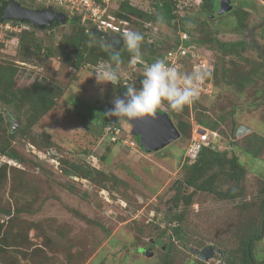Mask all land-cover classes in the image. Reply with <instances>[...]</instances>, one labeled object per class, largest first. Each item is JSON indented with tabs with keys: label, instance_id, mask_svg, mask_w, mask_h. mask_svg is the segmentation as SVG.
<instances>
[{
	"label": "rangeland",
	"instance_id": "374dc122",
	"mask_svg": "<svg viewBox=\"0 0 264 264\" xmlns=\"http://www.w3.org/2000/svg\"><path fill=\"white\" fill-rule=\"evenodd\" d=\"M130 1L152 10L149 0ZM212 1V16L207 20L204 14L197 13V7H182L169 25L143 23L142 30L141 24H131V30L148 34L145 41L151 48L155 44L158 51H164L177 40L175 28L180 25L179 18L197 17L202 25L196 21L190 26L185 23L197 40L210 34L224 42L245 40L249 45L237 54L222 55L214 45L198 44L195 61H183L182 72H191L192 66L211 70L216 66V77L204 80L211 83L212 90L209 94L198 93L197 99L185 105L188 114L183 107L180 111L172 110L175 115L171 118L175 126L178 118L191 123L198 114L209 116L212 123L218 121L217 129L212 130L217 133L213 142L218 150L226 151V158L236 156L239 178L231 176L228 163L215 164L209 171L215 172L212 186L219 191L236 190L239 196L222 199L214 193L184 188L182 182L174 183L182 181L185 175L184 154L191 129H185L155 152H146L139 143L129 147L123 141L108 142L100 128L105 118L98 112L117 96L120 87L139 83L141 68L131 60L124 62L115 67L120 75L116 85L98 84L93 72L109 65L106 61L101 60L94 70L85 66L75 70L59 56L44 55L71 32L69 24L35 29L41 51L34 49L27 54L20 43L7 46L0 53V64L16 66L18 85L37 78L56 84L61 94L55 105L26 129L24 136L12 141L24 163L0 155V165L7 164L0 182V208L29 211L12 216L8 264H163L165 255L169 264H216L218 260L231 264L228 258L239 264L249 225L263 218L260 202L264 199V143L255 155L245 153L243 148L246 136L252 132L264 138V0H231L234 7L246 12V27L239 32L231 31L235 15L229 10L218 14L221 0ZM47 6L64 10L68 16L76 14L66 4ZM141 54L144 60L142 57L147 54ZM230 73L232 81L227 77ZM246 75L250 80L240 88L238 80ZM158 109L171 111L167 102ZM0 110L8 120L6 112L11 111L10 107L0 105ZM115 118L120 122L122 138L132 137L131 124L125 118ZM19 121L15 131L25 123L23 118ZM239 125L250 131L236 135ZM6 127L10 129V122L7 126L2 121L0 138ZM44 132L49 134L50 141L42 135ZM68 163L93 167L98 173L92 180L65 174L63 169L68 168ZM179 185L182 192L191 194L186 207L183 203L174 206L173 196ZM179 213L183 215L181 226L186 238L170 243L167 253L170 230L166 223ZM10 216L0 215V221H9ZM17 233L23 237L17 239ZM206 245L224 252L223 259L220 253L207 260L199 259L192 250ZM252 253L255 262L264 259V227L253 243Z\"/></svg>",
	"mask_w": 264,
	"mask_h": 264
},
{
	"label": "trees",
	"instance_id": "16d2710c",
	"mask_svg": "<svg viewBox=\"0 0 264 264\" xmlns=\"http://www.w3.org/2000/svg\"><path fill=\"white\" fill-rule=\"evenodd\" d=\"M10 1L11 0L0 1V15L4 7ZM149 3L152 10L143 8L137 4H133L130 0H123L115 8H111L110 13L121 27H125L128 30H131V24H141L142 30L143 23L158 22L169 25L179 15V9L174 0H149ZM230 5L232 6L230 11L235 15V24L231 27V31L239 32L246 27L244 24L246 12H244V10H242L240 7H234L231 0ZM38 7L41 8V10H44L45 8L44 5L40 4H38ZM189 7H197V13L199 15L204 14V19L207 20L212 16L211 9H213V1L202 0L201 3H197ZM65 14L66 16L64 22L69 24L72 30L69 34L63 36V39L59 42L56 48L47 49L44 54L46 57L59 56L65 64L74 67L75 70H79L83 66L89 67V69L94 70L101 60L106 61L112 67H116L117 65L113 64L110 60V56L116 52L120 54V64L131 60L132 54L128 52L125 44L120 50H115L106 42L104 38L95 33V31H93L88 23H81V15L76 13L74 16H68L66 12ZM196 18L197 17L190 18L189 16H181L179 18L180 25L175 28V30L182 29L183 31H185L189 36V41L194 43L196 47L198 44H211L214 45L216 50L219 51L222 55L237 54L249 47V45L246 44L245 40L224 42L217 39L215 36H211L210 34L204 35L203 38L197 40L196 38L191 36L190 31L185 24L187 23L188 26H190L193 25L195 21L199 22ZM25 21L29 23L32 28L30 30L23 31L20 34L19 43L21 46V50L27 54L31 53L32 51L34 52L35 50L40 52L41 46L36 42L34 33L35 29L37 28L29 20ZM59 24H62V22L55 20L53 21L52 25L48 26L45 29H53ZM199 24L202 25L201 22H199ZM142 35L144 36V40L141 42V52H146L147 54L145 58H142L147 63H153L156 59H161L163 54L174 46L173 44L171 46H168L167 49L165 48L164 51H158L159 48L155 47V44L154 47L151 48L150 43L148 41H145L148 37V34L143 33ZM187 60L189 59H186V61ZM90 67H92L93 69ZM139 67H141L140 64ZM211 73L212 78L213 76L216 77V66L213 67ZM18 76L19 74H17L16 66L0 64V105L4 107H10L11 110L15 111L17 118H23L25 122L24 125L17 131L11 132V130L7 127L2 130L0 138V155L6 156L9 160H15L18 163H24L21 154L17 151L16 148L12 146V141L17 136H24L26 129H30L32 125H34L55 105V99L58 95L61 94V89L56 84H47L41 80H38L37 78L33 79L32 81H26L25 84L18 85L16 83V79ZM211 77L206 78V80H210ZM227 77H229V80L232 81L231 73L227 74ZM234 77L235 75H233V79ZM142 78V74H139V77L137 78L139 83ZM241 79L242 80H238L237 83L240 88L250 80V76L246 75ZM138 84H135V86L139 87ZM125 85L119 88L117 96L126 90ZM112 100L110 102H112ZM106 106L103 109H100L98 113L100 114L101 118H105L100 126L102 132L101 134L102 136H105V139L109 142V137L105 135L104 127L109 124H115L121 128V125L114 116L113 119L108 118L107 115H105L104 110ZM184 107L185 110H187L186 113L188 114V107ZM158 110L163 111L161 109ZM166 112L171 118L175 115V112L173 113L172 110H167ZM204 112L208 114L206 111ZM197 116H194L195 122L197 124L210 130L217 129L218 121L212 123L209 119V116L205 114H198ZM96 117L98 118L99 115H96ZM2 121H4L7 126H9V120H7L6 116L3 114V111L0 110V123ZM176 127L179 131V136L185 129H192L191 123H188L181 118H178ZM42 135L46 136L45 139L50 141L49 134L44 132L42 133ZM131 135L133 141L135 140V142L138 144L137 136L133 134ZM114 143L118 144V142ZM261 143H264V138H261L257 133L252 132L248 134V136H246V147L243 148V151L245 153H251L255 155L258 152ZM32 144L35 145V142L32 141ZM45 145L50 146V143L45 141ZM36 147L39 148L38 146ZM106 149L108 148L106 147ZM100 159L104 158L101 156ZM184 162L185 163L183 164V169L185 170V175L182 181L175 180L174 183L181 184L182 182L184 188L192 187V189L194 190L196 189L214 193L222 199L232 200L239 196V193L236 190L219 191L212 186V180L215 172L209 171L213 169L215 164L222 165L223 163H228L229 167L231 168V176L236 180H238L239 178V164L237 162L236 156L226 158V151L221 152L220 150H218L214 142H211L209 145L203 146L195 160L190 162L184 158ZM67 165L68 168L63 169L65 174L72 173L73 175H77L78 177L92 180L93 175L95 173H98L95 168L88 167L83 164L68 163ZM6 168L7 164L0 165V182L6 174ZM190 195L191 194L189 193L185 194L184 192H182L179 185L173 196L174 206L176 207L179 205V203H183L186 207V205L189 204ZM260 203V209L263 218L259 223H251L249 225L247 238L242 241V250L238 257L239 264H264V259H257V261L255 262V257L252 253L253 243L260 238L261 230L264 227V199ZM23 211L29 212L28 210L20 211L18 209L11 210L10 208H0V215H11L9 217V221H0V261L4 264H8V258L6 256L8 255L7 252L10 246L7 241H9L8 236L10 234L9 227H11L13 223L12 216ZM182 219L183 215L182 213H179L174 214L167 220L166 226L170 230V233L167 234L169 237V243L166 245L167 253L171 250V244L174 240L180 242L181 240H184L186 238V232H184V228L181 226ZM6 228L8 229L7 236ZM17 230L20 232V228ZM21 237L23 236L17 233L16 238L19 239ZM142 250L145 251V249ZM168 258L169 257H166V255L164 256L163 264H169ZM224 260H226V258ZM227 261H229L231 264H237V261L234 259L228 258ZM14 264H16V262Z\"/></svg>",
	"mask_w": 264,
	"mask_h": 264
},
{
	"label": "clouds",
	"instance_id": "9594fccd",
	"mask_svg": "<svg viewBox=\"0 0 264 264\" xmlns=\"http://www.w3.org/2000/svg\"><path fill=\"white\" fill-rule=\"evenodd\" d=\"M122 36L128 52L132 54L130 63L136 64L141 60V42L144 36L134 30L125 31ZM110 60L113 64L119 65L120 54L113 53ZM93 73L98 84L110 82L116 85L120 81L117 69L110 65L101 66ZM211 74V69L204 67L182 72L164 59H156L144 67L139 87L134 84L125 85L126 91L123 95L113 98L112 107L108 109L106 115L135 119L154 114L164 102H167L169 109L180 111L197 98L199 85Z\"/></svg>",
	"mask_w": 264,
	"mask_h": 264
},
{
	"label": "built area",
	"instance_id": "2783aa9c",
	"mask_svg": "<svg viewBox=\"0 0 264 264\" xmlns=\"http://www.w3.org/2000/svg\"><path fill=\"white\" fill-rule=\"evenodd\" d=\"M1 1V0H0ZM29 0L34 4H40L47 7L49 4H66L71 9H75V12L81 15V23H88V25L94 30L106 32L108 34H118L122 38V34L128 31L127 28L121 27L112 17L110 13L111 8H115L123 0ZM178 8L189 7L197 3H201L202 0H174ZM117 4V5H115ZM73 16V14L71 15ZM31 25L26 21H20L18 19H5L0 22V53L5 51L8 46H17L19 44V34L25 30H30ZM197 57L196 46L189 41L188 34L182 29L177 30V40L174 43L173 48L165 52L161 59H164L169 65L175 66L182 71L183 61L186 59L195 61ZM132 59V58H131ZM141 65V74L144 71V67L151 63H147L145 60L138 61L135 65ZM197 66H192L191 69ZM212 90L211 83L203 82L199 85L198 93H207ZM105 135L109 137V142L122 141L129 147H133L137 143L130 138H122L121 128L115 124H109L104 128ZM121 133V134H120ZM216 132L207 129L196 122H193L191 129V136L188 145L185 150L184 157L188 161H193L197 158L199 151L203 146L209 145L215 139Z\"/></svg>",
	"mask_w": 264,
	"mask_h": 264
},
{
	"label": "water",
	"instance_id": "95a60500",
	"mask_svg": "<svg viewBox=\"0 0 264 264\" xmlns=\"http://www.w3.org/2000/svg\"><path fill=\"white\" fill-rule=\"evenodd\" d=\"M231 8L232 6L230 5V0H221L218 14H222L228 10L230 11ZM5 19H18L20 21L29 20L36 28L43 30L52 25L54 20H58L63 23L65 21V14L54 11L50 6H47L44 10H30L23 7L18 1L12 0L8 2L1 12L0 22H3ZM93 31L104 38L106 42L115 50H120L124 45L123 38L118 34H108L96 29ZM122 95L123 92L118 96ZM111 107L112 102L106 106L104 110L105 115ZM6 114L10 122V130L11 132H14L20 121L14 110L8 111ZM125 119L131 124L132 134L137 136L139 145L146 152L158 151L179 137V131L166 111L156 110L154 114H149L135 119ZM249 131L250 129L246 126L239 125L235 129V134L240 135L243 132ZM192 251L197 253L198 258L201 260L212 258L214 253H220L221 257L224 256V252H219L211 245H206L200 250L193 249ZM216 264L225 263L222 260H218Z\"/></svg>",
	"mask_w": 264,
	"mask_h": 264
},
{
	"label": "flooded vegetation",
	"instance_id": "af4514ba",
	"mask_svg": "<svg viewBox=\"0 0 264 264\" xmlns=\"http://www.w3.org/2000/svg\"><path fill=\"white\" fill-rule=\"evenodd\" d=\"M11 1H12V0H11ZM16 1H18L23 7L27 8V9H30V10H41V8L38 7V4H34V3L29 2V1H27V0H16ZM51 7H52V9H53L54 11H56V12H62V13L65 14L64 10H61V9H59V8H57V7H54V6H51ZM45 8H46V7H45ZM45 8H44V9H45ZM65 16H66V14H65ZM54 21H55V20H54ZM220 258H223V257L220 256Z\"/></svg>",
	"mask_w": 264,
	"mask_h": 264
},
{
	"label": "crops",
	"instance_id": "0c3cea01",
	"mask_svg": "<svg viewBox=\"0 0 264 264\" xmlns=\"http://www.w3.org/2000/svg\"><path fill=\"white\" fill-rule=\"evenodd\" d=\"M193 122H195V121H193V119H191V125L193 126Z\"/></svg>",
	"mask_w": 264,
	"mask_h": 264
}]
</instances>
